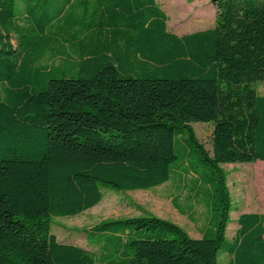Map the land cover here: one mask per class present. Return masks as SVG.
I'll use <instances>...</instances> for the list:
<instances>
[{
  "label": "trees",
  "instance_id": "16d2710c",
  "mask_svg": "<svg viewBox=\"0 0 264 264\" xmlns=\"http://www.w3.org/2000/svg\"><path fill=\"white\" fill-rule=\"evenodd\" d=\"M36 1L58 2L57 14L12 22L13 0H0V264H219V250L228 264H264L263 214H240L227 235L222 168L264 161V0H209L214 26L182 35L156 0H78V18L62 16L72 0ZM66 60L78 76H52ZM208 121L211 151L192 127ZM178 138L205 180L211 234L152 214L102 220L85 231L96 252L51 232L52 217L99 204L105 186H179Z\"/></svg>",
  "mask_w": 264,
  "mask_h": 264
},
{
  "label": "rangeland",
  "instance_id": "374dc122",
  "mask_svg": "<svg viewBox=\"0 0 264 264\" xmlns=\"http://www.w3.org/2000/svg\"><path fill=\"white\" fill-rule=\"evenodd\" d=\"M156 1L166 13L168 17L167 28L173 33L182 35L214 26L216 9L209 0ZM57 4H40L37 3L36 0H13V15L10 19L12 22L17 23L25 21L28 19V14L34 9L40 14H42L43 11H47L56 15ZM80 11H82V7L79 1L72 0L70 5L64 8L62 16L63 14L67 15L73 12V15L78 18V15L81 16L82 14ZM49 29L51 30V28ZM49 29L46 28L48 33L50 32ZM12 41L16 45V40L14 38ZM57 41L59 42V40ZM58 42L55 43V49L47 48L44 56L40 57L39 63H51V61H49L50 54H54L57 50H61L62 48ZM52 66V76H78L76 66L72 65L71 62L67 60L64 62L60 61V64L58 62L53 63ZM255 86L259 94H264V80L257 81ZM192 127L199 141L208 151H211L212 122H193ZM182 137L187 138V133L183 132ZM185 148L186 145L178 138L175 143L177 159L174 164L178 167L179 172L183 176V182L178 186L180 193L178 194L179 199L176 208L173 207L168 200L170 192L172 190L176 192L174 187L170 188V184L158 188H151V190L147 191L145 194H138L136 190L121 192L109 186H105L102 188L103 198L99 204L77 215L52 217L51 232L55 234L57 239L61 242L76 244L96 252L98 251L97 247L92 246L94 238L88 233L89 245L85 231L102 220L152 214L176 223L191 237H200L199 233L201 230L202 232L205 231L208 232L207 234H211L216 219L213 217L215 213L208 209V195L205 191L206 183L205 180H203L201 184L199 179L194 178V173L185 161ZM194 164H191L192 168ZM232 165H236L238 170H246L245 172L247 173L249 165L253 166L254 163L242 162L222 165L226 175L228 174L226 181L231 195L232 210L229 214L230 221L227 227V235L229 237L234 234L235 225L238 226L237 218L239 211L244 208V206L246 209L248 208V210L244 212L262 213L264 215V204L260 202L261 198L257 196L256 187H251V181L245 178V173H234L233 167H231ZM195 170L198 173L202 171L201 168ZM150 191L152 193H150ZM248 191H251L252 195L248 196ZM258 208L260 209L259 211H257ZM190 210H193L194 213L186 217L185 214H188ZM217 259L219 264H228V253L219 250Z\"/></svg>",
  "mask_w": 264,
  "mask_h": 264
},
{
  "label": "crops",
  "instance_id": "0c3cea01",
  "mask_svg": "<svg viewBox=\"0 0 264 264\" xmlns=\"http://www.w3.org/2000/svg\"><path fill=\"white\" fill-rule=\"evenodd\" d=\"M251 163H254V165L253 166H250L249 165L248 170H247V173L245 172L246 170L245 171L244 170H238L236 168V165H232L231 167H233L234 173H238V172L245 173V178L248 179L249 181H251V187L252 186H255L256 187V189H257L256 190V193H258L257 196L259 198H261L260 202H263V204H264V174H263L264 161L257 160L255 162H251ZM231 164H236V163H231ZM227 177H228V174H227ZM167 184H170V188H173L174 187V190H176V192H173V190H172L170 192V194H169V197H168V200L171 202L172 206L175 207V203H176L175 202L176 201L175 199H176V197H178V192H177L178 185H177V183L174 180H170V181H168V182H166V183H164L162 185H159V186H157L155 188H158V187H161V186H166ZM147 191H149V190H136V192L138 194H145ZM150 193H152V192L150 191ZM247 195L248 196L249 195H252V192L251 191H248ZM247 207H249V206H247ZM245 210H248V208L246 209V207L244 206V208H242L239 211V215L242 214V213H247V212H244ZM259 210L260 209L258 208L257 211H259ZM260 214H262V213H260ZM236 228H237V225H235V230H236Z\"/></svg>",
  "mask_w": 264,
  "mask_h": 264
}]
</instances>
